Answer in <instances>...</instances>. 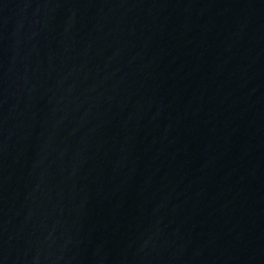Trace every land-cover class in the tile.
Returning a JSON list of instances; mask_svg holds the SVG:
<instances>
[{
	"label": "water",
	"instance_id": "95a60500",
	"mask_svg": "<svg viewBox=\"0 0 264 264\" xmlns=\"http://www.w3.org/2000/svg\"><path fill=\"white\" fill-rule=\"evenodd\" d=\"M0 264H264V0H0Z\"/></svg>",
	"mask_w": 264,
	"mask_h": 264
}]
</instances>
